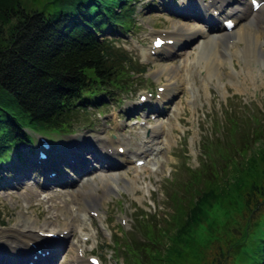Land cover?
<instances>
[{"label": "rangeland", "instance_id": "rangeland-1", "mask_svg": "<svg viewBox=\"0 0 264 264\" xmlns=\"http://www.w3.org/2000/svg\"><path fill=\"white\" fill-rule=\"evenodd\" d=\"M147 1L150 4L147 5ZM182 1L185 0L134 1L133 22L129 23L126 29L120 28L122 32L119 36L109 37V34L107 36L104 31V37L113 41V44L123 46L133 62L137 61L139 65H144V72L134 73L127 77L122 90L115 91L113 89V93L105 94L106 102L103 104L96 106L90 104L85 112L71 118L70 131L43 133L54 147H66L65 152L62 149L60 151V161L62 162L70 152L69 149L72 148L69 142L75 138H81V134L84 132L87 135H96L103 139H116L131 154L132 151H138L139 147L146 142L142 141L146 140L152 127L157 124H162L164 127L162 135L153 141V145L157 149V161L154 162L153 168H151L148 159L145 166L132 167L131 162H127L124 168L92 174L95 184H99L98 176L100 174L120 175L125 179L117 180L120 187H117L112 193H103L100 186L95 185V188L98 186L96 190L105 195L100 200L99 217L92 216L87 212L84 213L83 219L84 217L88 219L82 222H70L72 228L68 229L69 233L65 232L64 234V236L69 234L64 245L66 251L55 258L54 264H78L76 261L73 262L72 257L76 254L73 247L80 248L81 251L78 250L77 253L84 263H88V255H95L101 264H140L131 258L125 247L126 240L131 237L130 234L127 235L129 231L132 232V237H137L139 241L143 239L141 231L137 230L134 225L135 216L133 215L143 211L150 216L148 224L151 232L148 234L147 240L144 239L147 244H150L156 227L162 225L163 218H167L168 213L172 211L167 193L170 188L175 186L174 183L183 182L189 177L188 168L196 167L205 160L209 161L212 158L216 160L219 158V153L224 155L227 153L228 146H225V149L215 150L226 139L230 140L226 130L227 111L230 110L233 116L234 113L236 114L235 137H238L243 130L247 128L249 130L256 118L260 122L264 121V65L253 62L249 56H245V52L239 58L232 57L231 60L225 62L223 60L216 67L211 66L208 70L209 73L207 72L209 76L204 70L203 58H199L195 66L191 67L190 73L187 72L190 61L194 60L196 53H199L200 47L196 45V38L181 34L178 35L176 42L170 45H161L160 53L156 54L157 56L150 53L149 46H151L153 33L165 38L169 36L167 31H171L179 25L202 28L201 23L191 19L188 14L184 15V17H188L186 19L179 17L183 16L182 10H184L183 13L192 10L189 5H186L187 9L184 8L185 4L183 5ZM192 1L205 3L209 0ZM20 2L25 5L29 3V0H20ZM213 5L220 7V11L224 9L222 6L227 7L225 2L221 6L216 0L207 6ZM224 12L231 15L226 10ZM208 13L206 10L204 11L203 15L206 18L203 17L202 23H206ZM240 28V23H237L231 31ZM255 33L261 41L260 47L264 49L263 34L259 30H256ZM98 36L101 38V35ZM229 40V43L233 42V39ZM183 42L186 44L180 46V43ZM240 46L244 51L253 49L252 44L246 45L245 42H240ZM232 47L229 49L231 50ZM208 49V47H203L202 54L206 55ZM148 54L150 57L146 56ZM173 66H178L179 71L176 86L171 89L172 86L166 84L170 74L169 70ZM158 70H161L159 74H157ZM230 73L232 74L230 75ZM162 85L170 88L163 89ZM156 86L161 87L162 90H156ZM147 93L151 94V98L146 96L145 100H140L139 95ZM191 93H193V97ZM158 94L159 96H156ZM154 100L155 103H153ZM137 101L142 104L138 106ZM149 103V106L156 104L161 109L164 108V115L155 116L156 113L147 108ZM137 106L138 108H136ZM152 113L155 114L151 115ZM142 114L143 116H141ZM161 119L164 122L160 123ZM27 131L29 132L28 129ZM94 141V143L92 142L93 146L96 149L99 148L96 144L100 141ZM113 149L115 151L116 147ZM235 149L236 145L231 151ZM21 154L25 158L23 152ZM121 159H129V157ZM10 160L9 167L6 163V167L2 166L0 169V236L6 234V230H14L18 220L23 217L33 219L38 228L51 229L56 224L62 225L63 221L69 220L67 216L72 205L83 203L82 198L75 191L88 190L89 185L82 184V182L60 189L38 187V194L30 195L29 192L32 189L35 190L36 186L30 178L15 182V179L23 174L21 172L15 174L13 168L17 164L20 165V156ZM220 160L218 159L217 162ZM60 161H54L53 164L58 165V169L62 173L64 169L60 163L58 164ZM49 164L51 162L47 161L37 167L46 169ZM218 165L217 163L215 167L218 168ZM65 167L71 176L76 175L75 168ZM34 172L38 171L34 170ZM4 176H7V179ZM58 190L63 192L58 194ZM57 206L62 209L58 210ZM233 225L235 226L236 223ZM45 232L48 230L42 233ZM82 236L85 239H81ZM23 239L21 238V243ZM140 248L143 251L141 259L144 263L145 249L141 246ZM1 252L2 255H7L9 250L6 247ZM22 264H26V261Z\"/></svg>", "mask_w": 264, "mask_h": 264}, {"label": "trees", "instance_id": "trees-1", "mask_svg": "<svg viewBox=\"0 0 264 264\" xmlns=\"http://www.w3.org/2000/svg\"><path fill=\"white\" fill-rule=\"evenodd\" d=\"M134 1L0 0V168L12 152L20 156V144L34 141L27 129L70 131L71 118L144 72L104 37L133 22ZM231 113L230 140L215 149L228 146L227 153L188 168L189 177L174 183L167 193L172 211L150 244V216L135 215L143 239L129 231L125 247L138 263L264 264V121L256 118L235 137Z\"/></svg>", "mask_w": 264, "mask_h": 264}, {"label": "bare ground", "instance_id": "bare-ground-1", "mask_svg": "<svg viewBox=\"0 0 264 264\" xmlns=\"http://www.w3.org/2000/svg\"><path fill=\"white\" fill-rule=\"evenodd\" d=\"M159 1L161 2L162 0H159ZM194 1H196V0H194ZM216 1L221 6L224 2L227 4L226 8H229L228 12L231 14L228 16L234 15L232 17L236 21H238L241 25V28L239 30L231 31L232 29H230L228 31L226 30L225 32L219 30L218 26L216 25L217 22L215 21V18H213V17L209 18V13H214V11L211 10L212 6H210V12L207 14V20H205V21H206V23L209 22L211 24L212 28H210V29H212V31H207L205 33L204 31L198 30L195 27H185L183 25H179V26L175 27L173 30L167 31V33H169V36H166L165 39L170 38V39H172L173 42L176 41L178 38V35H181V34H184L190 38H196L197 39L196 45L200 47L198 50L199 53H196L194 60L190 61L189 65H188L189 67L187 69V72L190 73L192 71L191 67L193 65L195 66V63L198 61L199 58L200 59L203 58L204 59V70L206 72V75L209 76L208 70L211 66L216 67L217 64H220L223 60H224L223 62H225L226 60H231L232 57L233 58H239L240 56L244 55V52L246 53L245 56H249L253 62H255V63L258 62L261 65H264V49L260 47L261 41H260L259 37L257 36V34L255 33L256 30H259V32L261 34H263V36H264V0H263L262 4L254 12L251 9L250 3L249 2L247 3V0L246 1L245 0H216ZM182 4L183 5L185 4L184 8H186V9L188 8V6H186V5H189L191 7L196 6V2H193L192 0L182 1ZM208 6H209V4H208ZM202 7H203V13H204L206 8H204V6H202ZM226 8L223 9V11L226 10ZM214 9L217 10V14H219L221 12L219 10L221 8L220 7L218 8L216 5L214 6ZM187 11H189V10H187ZM255 25H257V26H255ZM187 33H189V34H187ZM229 39H233V42L229 43ZM214 42L216 43L215 46H214ZM237 42H239V43L234 46V44H236ZM240 42H245L246 45L252 44V47H253L252 51H244L242 49V47L240 46ZM183 43H180V44L182 45ZM160 46L155 47V49L152 47V49H154V51L152 52L153 55L157 56L160 53V51H159ZM231 46H233V47L230 50L229 48ZM203 47L209 48L208 53L206 55L202 54ZM150 49H151V47H150ZM237 50H238V52H237ZM146 56L150 57L149 54ZM228 62H230V61H228ZM197 64H199V63H197ZM169 71H170V74L168 75V78H167L168 83L166 85H170V86H172L171 89H174L176 86V82L178 81V74H177L179 71L178 66H173V68L170 69ZM160 72H161V70H158L157 74H159ZM231 74L232 73H230V75ZM162 86H164L163 89L170 88V87L165 86V85H162ZM192 94L193 93H191V96L193 97ZM144 95L145 94H143L142 96H144ZM193 100H194V98H193ZM163 131H164V127L162 124L155 125L154 127H152L149 130V133L146 137V140L148 141V139H151V138L153 139L154 137L157 138L159 135H162ZM81 136H82L81 138H79V139H77V141H75L74 146H72V148L69 149L70 152H68V155L63 158V161H65V159L69 156L70 153L74 152L73 148H78L80 150L84 149L85 152L92 149V148H95L93 146V143L95 142L94 140L100 141L97 144L96 143L95 144L97 145V147H99L101 150L107 152L108 154H111V151L113 153H118V154H123V152H125L124 148H121V150L118 151V148L122 147V145H120L116 139L115 140L103 139V138L96 136V135L95 136L94 135H92V136L87 135L85 132L82 133ZM144 144L139 147L138 151L137 150L132 151L131 154L132 155L140 154L137 157H141V155L143 157H148L150 154H152L154 151V148H152L151 146H144ZM112 146L116 147L115 151H114ZM107 149H110L111 151H108ZM62 150H64V152H65L66 147L63 146ZM67 150H68V148H67ZM108 154H106V153H93L92 156H94L95 160L99 161V160H102V158H104V157L108 158ZM34 160H35L37 166H39L40 164H44L47 161V160L46 161H38V160L36 161V158H34ZM58 160L60 161V156L57 159V161ZM39 168H41V167H39ZM41 169L45 170L44 168H41ZM20 172L24 174L26 172V170L23 169ZM89 172H90L89 169L81 170V174L79 175V178L87 176V178H86L87 182L86 183L89 185V188H88V190H85V189L84 190L83 189L75 190L77 192V194L82 198L83 203L82 204L76 203V205L75 204L72 205V209L68 213V216H67L69 218L68 221L66 220L67 222L63 221L62 225L56 224L54 227H51V229H46L47 227L46 228H38L35 225L33 219H28L27 217H23V218L18 220V224H16L14 230H6L7 233L0 236V247H1L0 248V264H22L24 261H26V264H27L26 258L29 254V249L33 245L36 246L37 248H39V246H41L42 244H45L46 248L48 249V251H49L48 255H46L42 258L35 259L33 264H53L54 259L56 257V252L58 251L60 243H61L60 240H63L62 238L65 237L64 236L65 232L69 233L70 230H68V229L72 228L70 225V222L71 221L82 222V220H83L82 217L85 215L84 213H87V212L90 213L92 216H98L99 217V212H100V208H101V201L100 200L105 195L98 192L96 190V188L98 186H100L103 193L104 192L112 193L117 189V187H120V185L117 184V180L122 178V176L100 174L98 176L99 184H95L94 179L91 178V176L88 174ZM125 174H126V172H125ZM122 179H125V178L123 177ZM44 185L50 186L51 183H45ZM95 185H98V186L95 188ZM20 186H23V185H20ZM62 192L63 191H59L58 194L62 193ZM29 193H30V195H34V196H36L38 194L37 189H35V190L32 189L31 192H29ZM57 209L60 210V209H62V207L59 206ZM45 230L53 231V232H55L56 235L53 237L45 236L42 233ZM1 237H5V238H1ZM58 237H60V238H58ZM21 238L28 239V240L23 239L22 240L23 244H22ZM57 239H59V240H57ZM81 239H85V238L82 236ZM30 243H33V245L30 246ZM10 244H11V246H10ZM6 247L9 251L15 253L13 256H11L10 260L6 257H3V255H2L3 253L1 252V250H5ZM73 248L76 251L74 261H76L78 264H90L89 262L84 263L82 258H80V256L77 254L78 250H80L79 247H73Z\"/></svg>", "mask_w": 264, "mask_h": 264}, {"label": "snow or ice", "instance_id": "snow-or-ice-1", "mask_svg": "<svg viewBox=\"0 0 264 264\" xmlns=\"http://www.w3.org/2000/svg\"><path fill=\"white\" fill-rule=\"evenodd\" d=\"M157 43H160L159 41H157Z\"/></svg>", "mask_w": 264, "mask_h": 264}]
</instances>
